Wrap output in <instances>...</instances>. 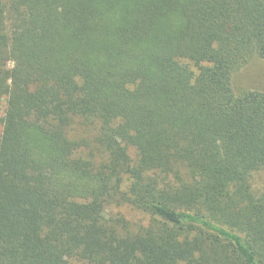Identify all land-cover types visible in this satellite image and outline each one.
<instances>
[{
    "label": "trees",
    "instance_id": "obj_1",
    "mask_svg": "<svg viewBox=\"0 0 264 264\" xmlns=\"http://www.w3.org/2000/svg\"><path fill=\"white\" fill-rule=\"evenodd\" d=\"M255 60L264 0H0V264H264Z\"/></svg>",
    "mask_w": 264,
    "mask_h": 264
},
{
    "label": "rangeland",
    "instance_id": "obj_2",
    "mask_svg": "<svg viewBox=\"0 0 264 264\" xmlns=\"http://www.w3.org/2000/svg\"><path fill=\"white\" fill-rule=\"evenodd\" d=\"M11 67V66H9ZM232 87L234 92L237 93L241 90L255 89L264 91V61L255 60L246 67L233 74ZM2 127L0 125V134ZM263 174H254L252 178L253 186H257L261 183ZM121 213L127 219H134V214L130 213L127 209L121 208Z\"/></svg>",
    "mask_w": 264,
    "mask_h": 264
}]
</instances>
